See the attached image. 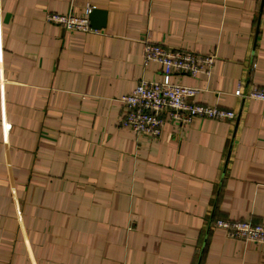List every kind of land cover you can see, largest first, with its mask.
Returning a JSON list of instances; mask_svg holds the SVG:
<instances>
[{
	"label": "crops",
	"instance_id": "1",
	"mask_svg": "<svg viewBox=\"0 0 264 264\" xmlns=\"http://www.w3.org/2000/svg\"><path fill=\"white\" fill-rule=\"evenodd\" d=\"M94 12L91 31L47 13ZM215 54L172 77L233 119L195 117L168 140L123 129L143 44ZM264 0H0V264H264L220 219L264 225Z\"/></svg>",
	"mask_w": 264,
	"mask_h": 264
},
{
	"label": "built area",
	"instance_id": "2",
	"mask_svg": "<svg viewBox=\"0 0 264 264\" xmlns=\"http://www.w3.org/2000/svg\"><path fill=\"white\" fill-rule=\"evenodd\" d=\"M89 13V8L81 14L51 12L45 15L44 20L47 24L59 25L67 31L88 32L91 31ZM142 55L144 67L156 64L160 78L156 81L141 80L131 93L119 98L123 106V117L120 119L123 129L136 137L158 141L168 140V136L164 135L166 124L183 129L195 117L211 120L234 118L233 111L195 100L202 91L199 87L172 80L173 76L210 77L216 64L215 54L200 55L173 50L160 43L147 41L143 44ZM242 86L238 84L235 96L264 102V89L250 87L244 93ZM215 226L222 229L229 238L264 245V225L220 219L215 222Z\"/></svg>",
	"mask_w": 264,
	"mask_h": 264
},
{
	"label": "water",
	"instance_id": "3",
	"mask_svg": "<svg viewBox=\"0 0 264 264\" xmlns=\"http://www.w3.org/2000/svg\"><path fill=\"white\" fill-rule=\"evenodd\" d=\"M89 19H90V26L94 28L95 26V22H94V12H92L89 16Z\"/></svg>",
	"mask_w": 264,
	"mask_h": 264
}]
</instances>
